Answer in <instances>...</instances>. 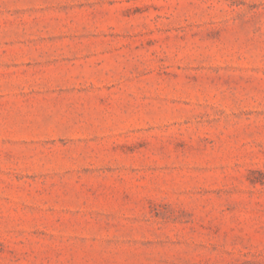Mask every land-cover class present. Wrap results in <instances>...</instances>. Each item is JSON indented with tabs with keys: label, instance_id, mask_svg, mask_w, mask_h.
<instances>
[{
	"label": "rangeland",
	"instance_id": "rangeland-1",
	"mask_svg": "<svg viewBox=\"0 0 264 264\" xmlns=\"http://www.w3.org/2000/svg\"><path fill=\"white\" fill-rule=\"evenodd\" d=\"M0 264H264V0H0Z\"/></svg>",
	"mask_w": 264,
	"mask_h": 264
}]
</instances>
